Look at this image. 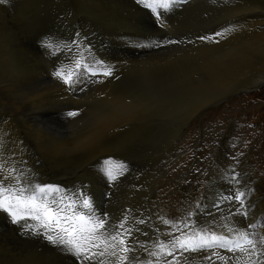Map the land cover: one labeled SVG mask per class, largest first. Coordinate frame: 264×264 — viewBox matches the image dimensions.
Returning a JSON list of instances; mask_svg holds the SVG:
<instances>
[{"label":"rangeland","instance_id":"1","mask_svg":"<svg viewBox=\"0 0 264 264\" xmlns=\"http://www.w3.org/2000/svg\"><path fill=\"white\" fill-rule=\"evenodd\" d=\"M234 1L199 0L192 9L178 2L163 15L164 29L158 26L153 12L135 0H8L0 4V133L6 131L0 136L4 140L8 137L6 149L22 147L23 158L38 182L59 185L69 193L83 189L94 208L107 213L110 220L129 208L150 218L148 224L138 225L149 232L147 237L141 235V240L150 239L152 228L163 227L158 217L181 218L193 213L198 224L208 218L205 206L216 194L208 180L216 170L220 147L229 140L242 141L236 149L241 155L236 160L242 164L240 185L256 179L264 184V80L260 79L264 75V53L255 46L245 51L251 59L235 51L225 59L246 67V75L240 80L250 85L217 101L179 132L187 116L196 110L201 89L217 86L229 91L235 83L234 76L215 78L214 69L199 83L183 74L185 63L193 64L191 57L198 48L218 45L196 38L226 28L225 19L233 12ZM239 25L224 36L242 34ZM76 32L90 44L91 55L110 65L113 74L87 77L70 89L53 75L58 64L68 62L70 54L60 51L47 55L40 42L46 37L70 40ZM167 38L185 42L167 44ZM259 80L261 83H256ZM162 93L164 102L160 100ZM123 100L128 121L125 128L120 119ZM69 112L79 115L68 116ZM109 124L114 126L106 133ZM124 132L132 133L128 137L137 144L130 138L125 145L120 144ZM21 141L24 143L18 145ZM245 154L255 170L246 167ZM104 161H112V174L118 179L110 182L103 174ZM121 162L126 169L119 167ZM198 200L203 202L201 208L197 207ZM226 212H220L217 220L226 217ZM259 220L264 221V215ZM185 256L188 264H202L194 253ZM0 264L77 261L42 237L23 232L0 211Z\"/></svg>","mask_w":264,"mask_h":264},{"label":"snow or ice","instance_id":"2","mask_svg":"<svg viewBox=\"0 0 264 264\" xmlns=\"http://www.w3.org/2000/svg\"><path fill=\"white\" fill-rule=\"evenodd\" d=\"M136 2L150 9L158 26L163 28V15L176 3L187 0ZM7 3L8 0H0V4ZM234 28L230 25L196 39L218 43V38ZM85 39L76 32L70 40L46 37L40 42L47 55L54 56L60 51L70 54L68 62L58 64L53 73L70 89L81 85L87 77H110L113 74L110 65L91 55V46L84 43ZM184 42L165 41L167 44ZM141 46L146 45L137 44V47ZM67 115L75 117L79 113L69 112ZM23 157L22 147L6 149L5 140L0 136V211L23 232L42 237L61 254L73 256L77 264H188L185 253H199L202 264H264V232L254 231L264 228V221H254L242 227L231 219L239 215L247 220L250 207L247 203L250 190L240 187L235 169H231L228 177V190L217 194L214 205L220 209L223 203H228L235 206V211L230 208L228 215L219 222L213 219L207 224L195 222L193 213L181 218L158 217L163 227L152 228L150 239L141 240L139 237H147L149 232L138 225L148 224L150 218L129 208L119 218L110 220L107 213L94 208L89 194L83 189L69 193L59 185L38 182ZM103 164L101 170L109 181L118 179L112 174V161ZM119 167L126 169L127 165L121 162Z\"/></svg>","mask_w":264,"mask_h":264},{"label":"bare ground","instance_id":"3","mask_svg":"<svg viewBox=\"0 0 264 264\" xmlns=\"http://www.w3.org/2000/svg\"><path fill=\"white\" fill-rule=\"evenodd\" d=\"M136 1V0H135ZM126 2V0H125ZM199 0H187V2H180L181 4H184L186 7H188V9H192L195 8L198 5ZM229 2V1H228ZM127 4V3H126ZM129 5V4H128ZM121 6L122 9V5ZM127 6V5H126ZM130 6V5H129ZM142 8H144V6L141 5ZM214 8V7H213ZM230 8V7H229ZM132 9V6H131ZM130 9V10H131ZM136 9V8H135ZM187 9V10H188ZM227 9V8H226ZM128 10V9H127ZM184 10V9H183ZM198 10V9H197ZM212 10V9H211ZM225 10V9H224ZM230 10V9H229ZM147 11V10H145ZM189 11V10H188ZM226 11V10H225ZM233 11V12H232ZM232 13L230 15H228L226 17L225 20L227 21V25H235L238 24V26H240L239 24H241L240 29H243V33L242 34H236V35H230V36H222L219 39L218 45L215 46H211V47H200L198 48L199 50H197L194 55L191 57L193 64L190 63H185L184 66H186V68H184V72L183 74L186 75V77L188 79H190L191 81H194L196 83H199L203 78H205L206 75L209 74V72L214 69V77L218 78L219 76H222L224 79H229L230 76H234L235 77V83L229 87V91H223L221 89H219V87L214 86L211 88H208L206 90H200L197 93V105L195 106V111H193L190 115L187 116L185 123L182 125V127L180 128L179 132L182 133L183 130L187 129L190 127V125L192 124V122L194 121V119L196 118H200L201 114H203L204 112H206L208 109H210L211 107H213L215 105V103L217 101H222L232 95H236L237 93H239L241 90H244L246 87H248V85L250 84H244V82L241 79V77H243L244 75V71L247 70L245 66L243 65H239L237 63H231V62H227L225 61V59L228 58L229 52L230 51H235L240 57H244V59H251L252 56L251 54L248 52L246 54V48L247 47H256L257 49H259L262 53H264V3L261 0H235L233 2V6H232ZM133 12V11H132ZM135 12H137L135 10ZM151 12V11H150ZM149 12V13H150ZM201 12V11H200ZM211 12V11H210ZM143 13V12H142ZM170 13V12H169ZM225 13V12H224ZM196 13H194L193 15H195ZM136 15H138L136 13ZM148 15V13H147ZM134 16V15H131ZM143 16V15H142ZM149 16V15H148ZM154 16V15H153ZM125 17V16H123ZM168 17V16H167ZM172 17V16H170ZM202 17V16H201ZM138 18V17H137ZM155 18V17H154ZM173 18V17H172ZM152 19V18H151ZM168 19V18H167ZM171 19V18H170ZM197 19V18H196ZM212 19V18H211ZM230 19V20H229ZM121 20V19H120ZM150 20V19H149ZM177 20V19H176ZM224 20V19H222ZM224 20V21H225ZM147 21V20H146ZM166 21V20H165ZM169 21V19H168ZM223 21V22H224ZM157 22V21H156ZM198 22V21H197ZM165 23V22H164ZM207 23V22H206ZM173 24V23H172ZM177 24V23H176ZM198 24V23H197ZM205 24V23H204ZM137 25V24H136ZM200 25V24H199ZM203 25V24H202ZM138 26V25H137ZM153 26V25H152ZM227 26V27H228ZM154 27V26H153ZM158 27V26H156ZM174 27V26H173ZM172 27V28H173ZM142 28V27H140ZM139 28V29H140ZM146 28V27H144ZM161 28V27H160ZM171 28V27H170ZM143 29V28H142ZM147 29V28H146ZM156 29V28H155ZM154 29V30H155ZM164 29V27H163ZM246 29V30H245ZM153 30V29H152ZM166 30V29H165ZM172 30V29H171ZM169 30V31H171ZM143 31V30H142ZM151 31V30H150ZM164 31V30H163ZM177 32V29L175 30ZM173 31V32H175ZM141 32V31H140ZM166 31H164L165 33ZM168 32V30H167ZM241 32V31H240ZM143 33V32H142ZM147 33V32H146ZM159 34V33H158ZM154 35V34H153ZM110 37V36H109ZM160 37V35H159ZM163 37V36H162ZM124 38V37H123ZM127 38V37H125ZM149 38V36H148ZM95 39V38H94ZM158 39V38H157ZM168 39V38H167ZM115 40V39H114ZM130 40V39H129ZM123 41V40H122ZM128 41V40H127ZM131 41V40H130ZM129 41V42H130ZM138 41V40H137ZM153 42V41H152ZM126 46V45H125ZM124 46V47H125ZM148 48V47H146ZM152 48V47H151ZM141 49V48H140ZM113 50V49H112ZM145 51V50H144ZM141 52V51H140ZM136 53V52H135ZM139 53V52H138ZM149 53V51H148ZM134 55V54H133ZM150 55V54H149ZM138 56V54H137ZM148 56V55H147ZM151 56V55H150ZM144 57V56H143ZM149 57V56H148ZM132 59V58H131ZM135 59V58H134ZM132 59V60H134ZM142 59V57H141ZM110 60V59H109ZM130 60V59H129ZM140 60V59H139ZM143 60V59H142ZM114 62V61H113ZM143 62V61H141ZM217 62V63H216ZM112 64V63H111ZM108 65V64H107ZM113 65V64H112ZM116 65V64H115ZM137 65V63H136ZM123 69V68H122ZM204 70V71H203ZM125 72V71H124ZM206 74V75H205ZM123 75V74H122ZM196 79H195V78ZM207 79V76L206 78ZM260 79L263 81L264 80V75L262 77H260ZM198 80V81H197ZM261 80L257 81L256 83H261ZM64 89V88H63ZM250 89V88H249ZM35 99V98H34ZM37 99V98H36ZM165 99V93H162L160 100H162L164 102ZM41 102V101H40ZM138 106V105H137ZM123 107L125 110L126 106L123 100V106H122V110H121V115H120V119L122 121V123L124 124L122 126V128L127 127L128 125L126 121V115H125V111H123ZM135 110H137V107L135 108ZM3 115V114H2ZM8 116V115H7ZM3 117V116H2ZM139 117V116H138ZM8 118V117H7ZM109 118V116L107 117ZM9 120V119H8ZM7 120V121H8ZM6 121V120H3ZM6 121V122H7ZM13 121V120H12ZM140 121V120H139ZM5 122V123H6ZM191 122V123H190ZM14 123V122H13ZM138 123V122H137ZM10 125V124H8ZM14 126V125H13ZM113 124H109L105 131L107 133V131L110 132V130L113 128ZM10 127V126H9ZM138 127V126H137ZM144 127V126H143ZM4 128V127H2ZM14 128V127H13ZM234 128V127H233ZM9 129V128H8ZM12 129V127H11ZM127 131L129 130V128H126ZM123 130V129H120ZM140 130V129H139ZM138 130V132H139ZM3 131V129H2ZM12 131V130H11ZM16 131V130H15ZM112 131V130H111ZM125 131V132H127ZM4 132V131H3ZM0 133V134H4V133ZM103 132V129H102ZM101 132V133H102ZM124 132V133H125ZM19 133V132H18ZM180 133V135H181ZM103 134V133H102ZM128 134V135H127ZM132 135V133H130ZM129 133H125V135L127 136H121L122 138H120L118 141L120 144H123L128 138ZM15 135V133H14ZM24 135V134H23ZM134 135V134H133ZM5 136V135H4ZM7 136V135H6ZM5 136V138H6ZM103 136V135H102ZM111 136V135H110ZM12 137V136H11ZM16 137V136H14ZM117 137V136H116ZM124 137V138H123ZM134 137V136H133ZM140 137V136H139ZM143 137V136H142ZM178 136H176L177 138ZM8 138V137H7ZM6 138V139H7ZM10 138V137H9ZM138 138V137H137ZM5 139V140H6ZM18 139V138H17ZM23 139V138H22ZM99 139V138H98ZM133 139V138H132ZM11 140V139H8ZM129 140V139H128ZM127 140V141H128ZM131 140V138H130ZM129 140V141H130ZM134 140H138V139H134ZM25 141V140H24ZM98 141V140H97ZM133 141V140H131ZM175 141V140H173ZM8 142V141H6ZM18 142V141H17ZM92 142V141H91ZM103 142V141H102ZM110 142V141H109ZM117 142V141H116ZM135 141H133L132 143H134ZM137 142V141H136ZM135 142V143H136ZM24 143V142H23ZM98 143V142H96ZM107 143V142H106ZM131 143V142H128ZM140 143V141L138 142ZM142 143V142H141ZM144 143V142H143ZM7 144V143H5ZM9 144V143H8ZM94 144V143H93ZM92 144V145H93ZM137 144V143H136ZM135 144V145H136ZM174 144V143H173ZM172 144V145H173ZM242 144L241 139H237V140H229L226 143L221 144L222 149L220 147V151L218 152L217 155V164H216V170L215 172H213L214 174L210 175L209 177V186L210 188L213 187V189L216 191L215 194V199L213 202H208V207L205 206V209L209 210V216L207 219H205V221L201 224H207L208 222L212 221L213 219H216L219 217L220 212L227 210L226 213H229V209L231 208L232 211H235V206L232 205L230 206L228 203H223L221 205L220 209H217L216 207H214L216 201H217V194L221 193V192H225L228 190L229 187V175L231 174V169H235V172L238 174V177L240 176L241 172H242V164H239L236 162L237 159L240 158V156L237 154L238 151H236L237 148H239ZM20 145V144H18ZM103 145V144H102ZM112 145V144H111ZM118 145V143H117ZM125 145V143H124ZM134 145V144H133ZM141 145V144H139ZM138 145V146H139ZM171 145V146H172ZM40 146V145H39ZM107 146V145H106ZM128 146V145H127ZM126 146V147H127ZM12 147V146H11ZM30 147V146H29ZM93 147V146H92ZM95 147V146H94ZM93 147V148H94ZM120 147L122 148V146L120 145ZM125 147V149L127 150V148ZM130 147V146H129ZM133 147V146H132ZM131 147V148H132ZM141 147V146H140ZM9 148V147H8ZM130 148V149H131ZM15 149V148H14ZM102 149V148H101ZM124 149V146H123ZM122 150V149H121ZM101 151V150H100ZM125 151V150H123ZM128 151H130L128 149ZM102 152V151H101ZM122 152V151H121ZM95 153V152H94ZM128 153V152H127ZM92 154V153H91ZM98 154V153H97ZM96 154V155H97ZM129 154V153H128ZM246 155V154H245ZM89 156V155H88ZM86 158H88L86 156ZM124 158V157H123ZM250 157L248 155H246V159L243 161L246 164V167L249 168L250 170H255L256 168H254L253 164H252V160L249 159ZM135 163V162H134ZM244 165V164H243ZM245 166V165H244ZM248 174V173H247ZM255 174V173H254ZM253 175V174H252ZM257 175V174H256ZM253 176L254 178L256 177ZM251 176V175H250ZM257 178V177H256ZM255 182L250 183L248 185L245 186H241L240 187H246L247 189H249L250 191L248 192V200L247 203L250 206L249 210H248V217L247 220H245L243 217L236 215L233 216L231 219L238 223L239 221V225L240 226H246V224L248 223H252L254 221L256 222H260L259 218L261 215H264V205H261V203L264 200V184L262 181H258V179L254 180ZM251 182V181H250ZM201 203L203 204V202H201L200 200H198V205L199 208H201ZM228 214H226L227 216ZM239 218V220H238ZM218 221V220H217ZM219 222V221H218ZM254 231H260V232H264V228H259V229H254ZM197 255V257L199 258L200 254L199 253H194ZM200 259V258H199Z\"/></svg>","mask_w":264,"mask_h":264}]
</instances>
